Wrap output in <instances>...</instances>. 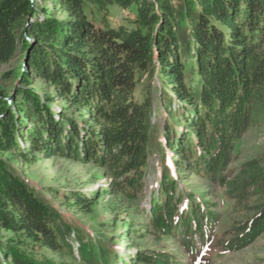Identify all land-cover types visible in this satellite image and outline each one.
Here are the masks:
<instances>
[{"label": "trees", "instance_id": "16d2710c", "mask_svg": "<svg viewBox=\"0 0 264 264\" xmlns=\"http://www.w3.org/2000/svg\"><path fill=\"white\" fill-rule=\"evenodd\" d=\"M40 1L0 0V64L21 55L22 65L0 90V264H127L112 228L175 239L192 255L220 219L184 188L189 174L248 216L223 249L259 239L264 164L228 170L264 118V0ZM116 5L130 13L125 26L105 21ZM39 159L96 169L121 201L118 221L99 234L69 221L19 169ZM58 196L78 213L97 206L96 192ZM138 248L130 264L178 263Z\"/></svg>", "mask_w": 264, "mask_h": 264}, {"label": "rangeland", "instance_id": "374dc122", "mask_svg": "<svg viewBox=\"0 0 264 264\" xmlns=\"http://www.w3.org/2000/svg\"><path fill=\"white\" fill-rule=\"evenodd\" d=\"M41 7L40 0H32ZM58 15L62 14L58 13ZM105 21L110 26H125L130 18V13L126 12L120 6L110 7ZM19 55L10 63L0 64V90L9 93L15 86V73L21 70ZM35 83V79L32 78ZM39 89H42L41 83H36ZM11 94L6 97L10 99ZM163 115H155L154 122H163ZM252 159L263 162L264 164V118L262 121L244 133L237 142L233 159L229 166L230 175H235L242 165ZM155 160V159H154ZM20 171L24 172L30 183L40 190L42 197L48 199L49 203L56 207L69 221L73 220L83 229L89 232L97 231L100 233V223L109 224L111 221L116 223L118 217V201L116 196L111 194V190L106 179L94 168H87L82 165L61 162L57 160L39 159L30 164H21ZM172 171V167L170 168ZM158 162L153 163L152 170L147 176L146 184L153 186L158 177ZM184 188L191 190L197 195L203 196L208 201L209 209L216 211L219 215L217 226L209 230V240L203 243H195V253L190 255L177 243L175 239H160L149 237L142 232L143 240H131L126 237V230L121 228H112L109 233L120 234L121 241L116 244L117 251L124 262L130 264L135 250L132 247L139 246L140 251L149 254L151 251H164L173 258L178 259L174 264H264V233L253 244L243 247L240 250L229 252L220 245L226 242L232 236V225L245 221L246 217L233 202L227 198L221 189L210 185L207 182L193 176L185 175ZM233 177V176H231ZM58 192H78L90 193L96 192L97 206L94 214L87 215L78 213L74 208L71 210L61 203L62 196ZM55 258H59L54 256ZM176 261V260H175Z\"/></svg>", "mask_w": 264, "mask_h": 264}, {"label": "water", "instance_id": "95a60500", "mask_svg": "<svg viewBox=\"0 0 264 264\" xmlns=\"http://www.w3.org/2000/svg\"><path fill=\"white\" fill-rule=\"evenodd\" d=\"M10 98H11V96H10Z\"/></svg>", "mask_w": 264, "mask_h": 264}]
</instances>
